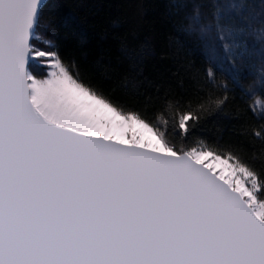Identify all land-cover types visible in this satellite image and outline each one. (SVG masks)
Returning a JSON list of instances; mask_svg holds the SVG:
<instances>
[{"label":"snow or ice","instance_id":"6c2138e0","mask_svg":"<svg viewBox=\"0 0 264 264\" xmlns=\"http://www.w3.org/2000/svg\"><path fill=\"white\" fill-rule=\"evenodd\" d=\"M0 264H264V0H0Z\"/></svg>","mask_w":264,"mask_h":264},{"label":"trees","instance_id":"16d2710c","mask_svg":"<svg viewBox=\"0 0 264 264\" xmlns=\"http://www.w3.org/2000/svg\"><path fill=\"white\" fill-rule=\"evenodd\" d=\"M91 18H89L88 20L86 21H83V22H80V21H77V25L79 27V30H80V33L85 37H89L91 35V29L89 27V25L91 24ZM75 39V37L73 38ZM194 58L196 59V62L199 66L203 67V57L199 54V53H196L194 55ZM255 99V98H254ZM249 103H252V101H249ZM257 147H259L257 145Z\"/></svg>","mask_w":264,"mask_h":264},{"label":"rangeland","instance_id":"374dc122","mask_svg":"<svg viewBox=\"0 0 264 264\" xmlns=\"http://www.w3.org/2000/svg\"><path fill=\"white\" fill-rule=\"evenodd\" d=\"M254 100H255V103H256L257 108H259V106H260V100H259V98L257 97Z\"/></svg>","mask_w":264,"mask_h":264}]
</instances>
